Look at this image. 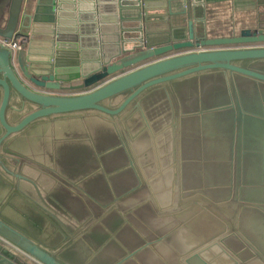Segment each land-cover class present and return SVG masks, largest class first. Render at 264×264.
Wrapping results in <instances>:
<instances>
[{"label":"water","instance_id":"water-1","mask_svg":"<svg viewBox=\"0 0 264 264\" xmlns=\"http://www.w3.org/2000/svg\"><path fill=\"white\" fill-rule=\"evenodd\" d=\"M23 3L0 0V37L22 39L16 52L0 42V180L10 190L20 180L5 159L26 157L1 155L30 125L138 109L141 137L119 135L105 154L119 162L110 177L134 184L102 207L118 211L136 196L129 210L146 216L125 241L134 250L114 263L163 247L165 264H264V22L211 31L200 0H37L32 12ZM9 111L23 115L13 123ZM62 254L0 210V264H69Z\"/></svg>","mask_w":264,"mask_h":264},{"label":"crops","instance_id":"crops-1","mask_svg":"<svg viewBox=\"0 0 264 264\" xmlns=\"http://www.w3.org/2000/svg\"><path fill=\"white\" fill-rule=\"evenodd\" d=\"M200 1L209 28L220 34L253 26L259 19L264 22V0ZM36 3L37 0H24L23 11L32 12ZM98 26L99 31L107 29V24L98 23ZM105 34V42L112 43L113 32ZM15 37L12 41L22 46L20 36ZM2 98L3 90L0 88V105ZM164 102L167 103L164 116H167L166 121L171 122V114L167 115L170 113L167 111L170 101L165 99ZM155 105L150 118L157 116L160 108L156 109L163 104ZM145 113L144 110L143 115ZM22 115L13 111L8 113L13 123ZM143 120L138 109L115 118L97 113L63 115L36 122L22 133L10 137L4 143L5 153L1 159L19 154L28 161L14 157L5 159L8 167L19 173L21 178L13 190L0 180L2 216L50 247L62 248V258L69 264L119 262L134 250L133 247H126L125 241L142 234L141 219L146 216L129 210L138 207L136 196L126 200L124 208L118 211L102 207L122 191L125 180L130 185L134 184L121 175L110 177L108 173L118 168L119 162H110L105 154L116 146L119 135L125 138L140 134L137 128ZM3 134L0 125V137ZM138 152L146 154L148 149L144 145L139 146ZM44 199L54 204L71 222L52 215ZM94 218L101 222L89 234L87 226ZM162 251L163 247L160 253L149 250L141 256H134L128 264H165L167 260L159 257Z\"/></svg>","mask_w":264,"mask_h":264},{"label":"built area","instance_id":"built-area-1","mask_svg":"<svg viewBox=\"0 0 264 264\" xmlns=\"http://www.w3.org/2000/svg\"><path fill=\"white\" fill-rule=\"evenodd\" d=\"M0 42L4 43L6 46L11 48L14 52L19 51L22 48V46L20 45L19 42H15V41L14 42L13 41L8 42V41H4L1 39H0ZM200 49H202V48H200Z\"/></svg>","mask_w":264,"mask_h":264}]
</instances>
